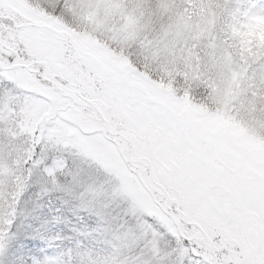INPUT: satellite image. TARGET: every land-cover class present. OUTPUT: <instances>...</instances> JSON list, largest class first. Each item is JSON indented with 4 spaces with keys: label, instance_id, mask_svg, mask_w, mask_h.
Returning a JSON list of instances; mask_svg holds the SVG:
<instances>
[{
    "label": "snow or ice",
    "instance_id": "1",
    "mask_svg": "<svg viewBox=\"0 0 264 264\" xmlns=\"http://www.w3.org/2000/svg\"><path fill=\"white\" fill-rule=\"evenodd\" d=\"M255 17L264 0H0V264H264Z\"/></svg>",
    "mask_w": 264,
    "mask_h": 264
},
{
    "label": "rangeland",
    "instance_id": "2",
    "mask_svg": "<svg viewBox=\"0 0 264 264\" xmlns=\"http://www.w3.org/2000/svg\"><path fill=\"white\" fill-rule=\"evenodd\" d=\"M248 33V34H246ZM246 35H244V41L246 44H252L257 47H261L264 45H259L258 41L256 38L260 35H263L264 33V17H255L253 18L250 27L246 30ZM257 33V34H256ZM85 222H80V224H84ZM95 224V222H94ZM96 225H92L90 223H86L85 226L82 228H92L95 227Z\"/></svg>",
    "mask_w": 264,
    "mask_h": 264
},
{
    "label": "trees",
    "instance_id": "3",
    "mask_svg": "<svg viewBox=\"0 0 264 264\" xmlns=\"http://www.w3.org/2000/svg\"><path fill=\"white\" fill-rule=\"evenodd\" d=\"M246 33V32H245ZM246 34H248V33H246ZM246 34H244V35H246ZM257 34V33H256ZM256 40L258 41V44L259 45H264V33H263V35H260V36H258L257 38H256Z\"/></svg>",
    "mask_w": 264,
    "mask_h": 264
}]
</instances>
